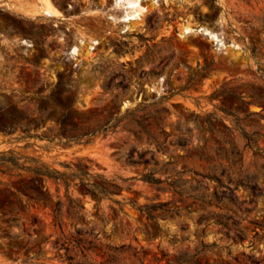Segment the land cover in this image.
Here are the masks:
<instances>
[{
  "label": "rangeland",
  "instance_id": "374dc122",
  "mask_svg": "<svg viewBox=\"0 0 264 264\" xmlns=\"http://www.w3.org/2000/svg\"><path fill=\"white\" fill-rule=\"evenodd\" d=\"M65 70L116 130H0V264H264V0H0V106Z\"/></svg>",
  "mask_w": 264,
  "mask_h": 264
},
{
  "label": "trees",
  "instance_id": "16d2710c",
  "mask_svg": "<svg viewBox=\"0 0 264 264\" xmlns=\"http://www.w3.org/2000/svg\"><path fill=\"white\" fill-rule=\"evenodd\" d=\"M81 86L75 83L67 70L58 74L51 88L42 83L32 95H27L24 104L9 96V103L0 106V130L22 133L17 138L40 137L59 140L62 143L88 142L96 134L116 130L113 119L118 112L107 108H82L78 101ZM107 112L105 117L102 115ZM43 175L49 172L38 168ZM56 179L62 176L55 174Z\"/></svg>",
  "mask_w": 264,
  "mask_h": 264
},
{
  "label": "bare ground",
  "instance_id": "6f19581e",
  "mask_svg": "<svg viewBox=\"0 0 264 264\" xmlns=\"http://www.w3.org/2000/svg\"><path fill=\"white\" fill-rule=\"evenodd\" d=\"M133 2H136L137 4H140V0H132ZM142 9H144V6H142V5H140L139 7H137L136 9H135V11H142ZM55 10V8L52 6V4H50V3H48V5H46V6H44V11L46 12V13H51V12H53ZM136 14V13H135ZM123 19L124 20H126V21H129V19H130V17H129V15H128V13H126L125 15H124V17H123ZM127 25V24H126ZM185 28L186 29H188V28H190V25H187V26H185Z\"/></svg>",
  "mask_w": 264,
  "mask_h": 264
}]
</instances>
